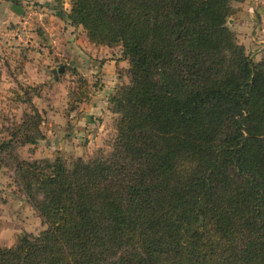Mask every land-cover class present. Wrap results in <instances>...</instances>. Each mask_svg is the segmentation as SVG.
<instances>
[{"label": "trees", "instance_id": "trees-1", "mask_svg": "<svg viewBox=\"0 0 264 264\" xmlns=\"http://www.w3.org/2000/svg\"><path fill=\"white\" fill-rule=\"evenodd\" d=\"M232 2L69 0L68 22L128 60L108 98L116 136L66 165L18 156L44 139L36 106L2 125L0 169L46 227L0 264H264V59L226 26Z\"/></svg>", "mask_w": 264, "mask_h": 264}, {"label": "rangeland", "instance_id": "rangeland-1", "mask_svg": "<svg viewBox=\"0 0 264 264\" xmlns=\"http://www.w3.org/2000/svg\"><path fill=\"white\" fill-rule=\"evenodd\" d=\"M243 1L232 2L234 12L227 18L226 26L234 32L246 53L254 61H259L264 57L255 60L252 52L262 43L256 42L253 32L244 43L245 37L240 36L241 31L233 22L240 19L238 13L243 9ZM53 2L56 5L53 13L56 19L53 21L49 18L52 13H47L42 3L28 1L20 4L24 8L23 17L3 26L2 30H9L26 19L22 40L0 37V130L2 125L19 122L23 112L30 111L32 104L42 112L40 129L44 139L34 146L20 147L18 156L33 160L54 159L60 155L66 165H70L79 157L89 160L111 152L117 114L112 111L108 98L118 86L129 82V63L121 59L120 45H95L94 50L87 47L85 50L82 45L87 40L85 33L79 27L71 29L66 24L69 23L65 17L69 0H51V4ZM43 14L49 16L44 23L46 28L42 25ZM70 30H73L71 34L76 44L84 49V55L71 51L68 46L71 41L66 39V34ZM111 60L116 61L115 65ZM60 65L65 67L62 72L57 71ZM79 77L89 83L90 91L86 99L75 101ZM13 89L27 91L31 95H22V98L31 96V102L19 101ZM2 175L0 247H9L20 235L38 234L46 225L13 182L12 172L2 170Z\"/></svg>", "mask_w": 264, "mask_h": 264}, {"label": "crops", "instance_id": "crops-1", "mask_svg": "<svg viewBox=\"0 0 264 264\" xmlns=\"http://www.w3.org/2000/svg\"><path fill=\"white\" fill-rule=\"evenodd\" d=\"M28 1L32 4L37 3V2L42 3L43 8H45L47 10V13H49V14L52 13L50 15V17L48 16V14L42 15L43 27H45V28L47 27V25L44 26V23H46L47 17H49L51 19L50 21H53L54 19H56L54 14H53L55 12L54 8L56 5L54 2L51 4V0H0V37L5 36V31H4L5 29L2 30L4 25L9 23L10 21L17 22V21H19V19L21 17L20 15H17L14 12V10L11 8V6L14 3L20 5L21 3H26ZM33 8L35 9V7H33ZM238 14H239L238 16L240 19H234L233 22H234L236 29L241 31L240 36L245 37L244 43L248 42L247 37L250 36V33L253 32L257 38L256 42L262 43V44H259L260 46H259L258 50H254L252 52V55L255 56V58H254L255 60L264 57V0H244L243 1V9H242V11H239ZM50 24H51V22L48 23V25H50ZM66 24L71 29L78 28V27L72 26L69 23H66ZM57 28H58V26H57ZM253 28H254V30H253ZM71 31H73V30H70V32L66 34L67 35L66 39L71 41V43L68 46L71 48V51H75L77 53H83V55H84L85 54L84 49H82L80 46H78L76 44V39L71 34ZM84 37H86L85 34H84ZM85 39H87V38H85ZM54 41H55V43H57V39ZM82 45H84L83 48H85V50H86V47L89 50H94V45L90 44L88 42V40H86L85 43ZM117 57H120V55H118ZM111 61H114L113 63L115 65L116 61L115 60H111ZM105 64H104V66H105ZM0 136H1V134H0ZM2 179H3V175H2V170L0 169V182Z\"/></svg>", "mask_w": 264, "mask_h": 264}, {"label": "built area", "instance_id": "built-area-1", "mask_svg": "<svg viewBox=\"0 0 264 264\" xmlns=\"http://www.w3.org/2000/svg\"><path fill=\"white\" fill-rule=\"evenodd\" d=\"M23 17V16H22ZM26 28V19H22L21 22L16 24L13 28H10L9 30H5V36L10 38H18L19 40H22L23 36H21L22 29Z\"/></svg>", "mask_w": 264, "mask_h": 264}, {"label": "water", "instance_id": "water-1", "mask_svg": "<svg viewBox=\"0 0 264 264\" xmlns=\"http://www.w3.org/2000/svg\"><path fill=\"white\" fill-rule=\"evenodd\" d=\"M11 8L14 10V12L17 14V15H20V16H23L24 14V8L18 4H13L11 6ZM65 69V67L63 65H60L58 68H57V71L58 72H62L63 70ZM55 72V71H54Z\"/></svg>", "mask_w": 264, "mask_h": 264}]
</instances>
